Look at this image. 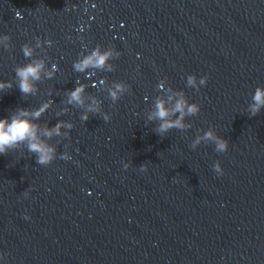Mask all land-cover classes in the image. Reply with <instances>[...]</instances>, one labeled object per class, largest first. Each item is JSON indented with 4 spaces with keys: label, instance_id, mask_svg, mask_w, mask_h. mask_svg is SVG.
Listing matches in <instances>:
<instances>
[{
    "label": "water",
    "instance_id": "95a60500",
    "mask_svg": "<svg viewBox=\"0 0 264 264\" xmlns=\"http://www.w3.org/2000/svg\"><path fill=\"white\" fill-rule=\"evenodd\" d=\"M0 83V119L46 105L55 150L0 155V264H264V0H0ZM180 99L200 111L161 137L149 116Z\"/></svg>",
    "mask_w": 264,
    "mask_h": 264
},
{
    "label": "clouds",
    "instance_id": "9594fccd",
    "mask_svg": "<svg viewBox=\"0 0 264 264\" xmlns=\"http://www.w3.org/2000/svg\"><path fill=\"white\" fill-rule=\"evenodd\" d=\"M24 55L30 56L31 52L25 48ZM110 54H94L93 57H89L77 64L75 67L77 70H83L89 65L102 66L106 59ZM41 66L39 64H28L26 66L20 67L16 69V76L19 78V90L22 94H29L33 92L32 81L39 79V72ZM208 77L206 76L204 79L200 81L201 84L206 83ZM189 85H193L195 83L194 78L189 76L188 78ZM6 85L0 83V89L4 88ZM119 88V86H118ZM83 89L81 87H77L71 91L69 102H77L82 103L81 93ZM113 98H116L117 93L114 91L111 93ZM254 104L251 106L252 115L255 116L260 108L264 106V89L257 88L255 95L253 97ZM46 105L41 106L36 109L35 112L31 113L27 109H21L19 112L15 113L12 117H5L0 119V155H6L9 152V149H16L20 144H27V149L36 155V163L40 165H49L55 158V150L53 147L46 145L41 142L37 138L38 125L33 123V119L30 118V115L35 118H39L43 111L46 110ZM186 110V112H185ZM89 111H98V109H89ZM198 111H200L199 107L195 104H187L183 99L178 100L175 103V107L171 114H175L176 112L180 113V116L176 120H170V112L165 108L162 102H157L155 112L149 116V120H158L160 121L159 126L155 129L156 133L161 137L164 136L169 130L182 129L184 127L182 120L185 114L194 115ZM84 120H87L88 117L85 115L83 117ZM111 118L108 116L104 117L105 121H109ZM61 125H57L51 131H46V135H51L52 132H56L58 134L59 128ZM71 127V125H68ZM203 139L211 140L215 144V150L217 152H226L229 147V142L227 139L214 134L212 131H208L204 133ZM200 143V138L192 144V148L195 149L196 144ZM68 157L67 159H69ZM127 167V166H126ZM141 171L147 170V165L141 164ZM214 170L217 173L222 174L223 170L221 168V164L217 161L214 165Z\"/></svg>",
    "mask_w": 264,
    "mask_h": 264
}]
</instances>
